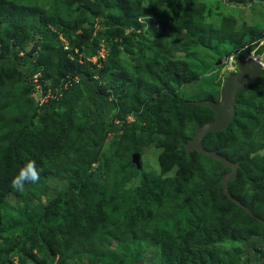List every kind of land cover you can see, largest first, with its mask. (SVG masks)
<instances>
[{"label": "trees", "instance_id": "1", "mask_svg": "<svg viewBox=\"0 0 264 264\" xmlns=\"http://www.w3.org/2000/svg\"><path fill=\"white\" fill-rule=\"evenodd\" d=\"M143 2L0 0V264H139L145 243L155 264H264V75L238 93L234 122L203 140L207 150L239 162L229 192L252 215L225 194L229 169L221 173V162L187 155L195 122L217 115L179 94L200 77L197 64L208 68L201 50L232 56L264 33L233 30L230 20L207 24L200 0ZM166 35L170 49L189 59L169 57ZM102 42L109 51L104 70L88 61ZM123 53L135 56L128 61ZM76 77L80 83L65 88ZM38 87L43 97L51 88L53 97L36 102ZM178 143L185 146L179 154ZM155 145L172 155L168 171L161 158L159 169H147L146 149ZM137 153L141 169L133 163ZM180 154L196 159L183 164ZM28 159L40 179L20 192L11 181ZM51 178L73 181L44 205L40 189ZM230 240L245 248L241 260L224 249Z\"/></svg>", "mask_w": 264, "mask_h": 264}, {"label": "rangeland", "instance_id": "2", "mask_svg": "<svg viewBox=\"0 0 264 264\" xmlns=\"http://www.w3.org/2000/svg\"><path fill=\"white\" fill-rule=\"evenodd\" d=\"M148 1L149 0H144L143 2L144 7L148 6L149 4ZM200 1H202L205 4V11H206L205 18H206L207 24H212L214 26L221 27L219 24H221L225 20H230L234 24V27H232L233 30L240 31L244 27L246 28L253 27L257 31H262L264 33V2L260 0H254L253 2L249 4L236 5V4L229 3L228 0H200ZM162 8L163 10H166L167 5L164 4ZM152 20L156 24L153 26L155 28L160 29L162 25V21L158 18L152 19ZM144 21H145V28H144L143 34L149 35L150 26L152 25L149 22L150 21L149 19H144ZM88 28L93 30L94 24L89 25ZM98 28L99 26L96 25L97 30ZM178 36L181 40H184V38L186 37V34L184 32H181V33L179 32ZM161 38L164 41L167 40L166 42L168 43L167 45L169 46V49H170L172 37H169V35H166ZM251 47H252V50L249 53L248 58L253 57L258 60H261L264 65V37L260 38L258 41L248 45L247 47L243 49L236 50V52L232 56H225L226 54L224 52L226 51L223 48L220 49L219 51L214 50V49L201 50V53H199V55L200 54H202L201 56L207 55L208 56L207 58H209L211 62L208 61L209 65H206L208 66V68H206L204 65L202 66L201 63L197 64V66L198 65L200 66L198 67L195 66V68H197L198 73L200 74V77L197 80L190 82L184 85L183 87H181L179 94L187 99L195 98L196 101L206 100V99H209L207 98L209 96H215L214 99L212 100L220 101L221 90L227 78L230 75L236 74L237 72H239L237 58L238 57L242 58L241 53ZM170 50L171 51H169L170 52L169 57L174 60H180V59H185V58L189 59V56L186 55V52L182 50H178V49L176 51L172 49ZM205 51H207V53H205ZM121 56L127 59L128 61H132L135 55L132 53H128V54L123 53V55ZM190 59H193V61L191 60V62L192 64H194L195 59L194 58H190ZM219 60H222V63L220 65H218ZM186 61H189V60H186ZM213 62H215V64H212ZM100 68L104 70L106 68L105 64L101 65ZM49 89H50L49 92H51L52 89L51 88ZM31 95L32 97L35 98L36 102L40 100V104H44L46 102V99L45 101H42V98L40 99V96H43V93L40 87H38L34 93H31ZM50 97L52 98L53 95H51ZM114 98L115 100L117 99L116 93H115ZM80 106L81 104L79 105L78 108H80ZM58 112H59V115H63L64 112L66 111L59 109ZM34 116H35L34 120L37 121L39 117L38 113L36 112ZM78 117L83 118L81 111L77 112V118ZM75 120L76 118H74V121ZM177 146H178V150H176L175 152H177L178 154L183 152V149H185L184 144L178 143ZM146 150H147L146 152L147 155L145 156V159L148 161V165L146 163L145 165L148 170L159 169L157 165L158 158H161L163 160V163H159V164H164V168L167 171L169 170V168L173 166L172 165L173 164L172 155H167L161 147H157L155 145V146L149 147V149H146ZM105 151L108 152V150H105ZM180 156L181 157L179 159H181L183 164L194 162V160L196 159L195 158L196 156L194 155L190 159H187L184 156V154H180ZM149 159L152 161L150 165H149ZM141 162H142V159H141ZM201 164L203 166H207V163H205L204 161H202ZM185 166H188V165H185ZM171 175H172V171L168 172L166 176H171ZM76 180L77 178L74 179V181ZM72 181L73 180L70 178L63 182L57 180L56 178H51L49 181L46 182V185L40 189V191L42 190L41 193H39V195L41 196V202L44 205H46L50 199H54L59 193H62L68 190ZM133 185L136 186L135 183ZM129 188H130V191H132L131 186ZM135 202L138 203L137 201ZM128 205L130 204L127 203L126 206ZM133 208H137V206L133 205ZM222 245L224 246L225 250H229L232 253V258L241 260L246 255L245 248L243 247L242 243H240V241L230 240V241H226L225 243H222ZM144 250H146V252L144 256L138 261V263L139 264H149V263L155 264L154 263L155 259L153 257V252H152L154 249L151 246V244L145 243Z\"/></svg>", "mask_w": 264, "mask_h": 264}, {"label": "water", "instance_id": "3", "mask_svg": "<svg viewBox=\"0 0 264 264\" xmlns=\"http://www.w3.org/2000/svg\"><path fill=\"white\" fill-rule=\"evenodd\" d=\"M237 62L239 73L232 74L227 78L221 90L220 101L206 99L196 102L198 105L212 109L217 117L214 121L203 125L196 121L195 135L189 140L185 148L187 155H191L192 152H197L221 162L223 164L221 173L223 170L229 169L230 171L225 173L222 179L223 190L234 203L238 204L252 215V212L229 192V182L237 178L240 167L239 162H232L216 151L207 150L203 145V140L207 134L211 132H220L234 122L236 118V107L238 105V93L244 89L250 90L251 85L257 83L260 77L264 75V65L261 60L253 57L247 59L238 57ZM221 63L222 60H219L218 65ZM133 163L138 169H141L140 154H134Z\"/></svg>", "mask_w": 264, "mask_h": 264}, {"label": "clouds", "instance_id": "4", "mask_svg": "<svg viewBox=\"0 0 264 264\" xmlns=\"http://www.w3.org/2000/svg\"><path fill=\"white\" fill-rule=\"evenodd\" d=\"M37 77L35 78V81ZM41 97V96H40ZM41 169L36 165L35 160L28 159L19 169L11 181V187L17 191L23 192L27 184L39 182Z\"/></svg>", "mask_w": 264, "mask_h": 264}, {"label": "built area", "instance_id": "5", "mask_svg": "<svg viewBox=\"0 0 264 264\" xmlns=\"http://www.w3.org/2000/svg\"><path fill=\"white\" fill-rule=\"evenodd\" d=\"M67 46L68 45L66 44V48H68ZM76 53L78 54V51H76ZM108 55H109V51H108V49L106 47V44L104 42H102L100 44V47H99V50H98L97 54L94 57L89 58L88 61H90L91 63H93L95 65H98V67L100 68L101 65H104L105 60L107 59ZM84 61L85 60L83 59V56L80 55V62L83 63ZM78 83H80V79L78 77H76L74 79L69 80L67 82V84L65 85V88L69 87L70 85L72 86L73 84H78ZM50 96H51V92H49L47 97L41 96L42 101H45V99L47 101L50 98Z\"/></svg>", "mask_w": 264, "mask_h": 264}, {"label": "flooded vegetation", "instance_id": "6", "mask_svg": "<svg viewBox=\"0 0 264 264\" xmlns=\"http://www.w3.org/2000/svg\"><path fill=\"white\" fill-rule=\"evenodd\" d=\"M237 73H239V72H237ZM222 167H223V164H222ZM222 167L220 168V170L222 169ZM225 170H227V169H225ZM225 170H223V172H224ZM229 171H230V170H229ZM229 171H228V172H229ZM223 172H222V173H223ZM226 173H227V172H226Z\"/></svg>", "mask_w": 264, "mask_h": 264}]
</instances>
